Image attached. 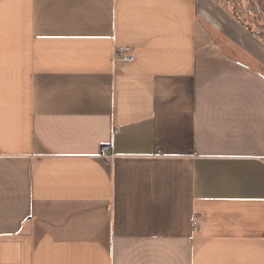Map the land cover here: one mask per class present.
<instances>
[{
	"label": "crops",
	"instance_id": "1",
	"mask_svg": "<svg viewBox=\"0 0 264 264\" xmlns=\"http://www.w3.org/2000/svg\"><path fill=\"white\" fill-rule=\"evenodd\" d=\"M0 264H264V43L212 0H0Z\"/></svg>",
	"mask_w": 264,
	"mask_h": 264
},
{
	"label": "trees",
	"instance_id": "2",
	"mask_svg": "<svg viewBox=\"0 0 264 264\" xmlns=\"http://www.w3.org/2000/svg\"><path fill=\"white\" fill-rule=\"evenodd\" d=\"M264 43V0H212Z\"/></svg>",
	"mask_w": 264,
	"mask_h": 264
},
{
	"label": "built area",
	"instance_id": "3",
	"mask_svg": "<svg viewBox=\"0 0 264 264\" xmlns=\"http://www.w3.org/2000/svg\"><path fill=\"white\" fill-rule=\"evenodd\" d=\"M114 59L124 61V62H131L134 60V55L131 49L129 48H119L116 49L114 53ZM100 155L106 159H111L113 157L111 152V147L109 145L103 146L100 151Z\"/></svg>",
	"mask_w": 264,
	"mask_h": 264
},
{
	"label": "rangeland",
	"instance_id": "4",
	"mask_svg": "<svg viewBox=\"0 0 264 264\" xmlns=\"http://www.w3.org/2000/svg\"><path fill=\"white\" fill-rule=\"evenodd\" d=\"M220 7V6H219ZM224 10V9H223ZM225 11V10H224Z\"/></svg>",
	"mask_w": 264,
	"mask_h": 264
}]
</instances>
